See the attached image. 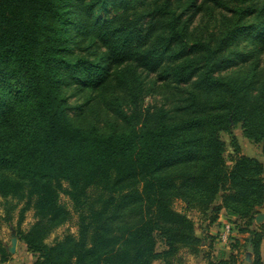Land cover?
I'll list each match as a JSON object with an SVG mask.
<instances>
[{"label": "trees", "instance_id": "16d2710c", "mask_svg": "<svg viewBox=\"0 0 264 264\" xmlns=\"http://www.w3.org/2000/svg\"><path fill=\"white\" fill-rule=\"evenodd\" d=\"M238 125L264 152V0H0V197L20 223L34 210L18 236L35 264H235L203 248L222 214L264 264V164ZM62 194L78 234L50 245Z\"/></svg>", "mask_w": 264, "mask_h": 264}, {"label": "rangeland", "instance_id": "374dc122", "mask_svg": "<svg viewBox=\"0 0 264 264\" xmlns=\"http://www.w3.org/2000/svg\"><path fill=\"white\" fill-rule=\"evenodd\" d=\"M197 20H199V18ZM161 100H162V95H154L147 98V102H150L152 104L154 103L160 104L162 102ZM72 102L75 103L77 102V100L72 99ZM233 137L236 138L237 143L240 146V151L243 155L251 158H256L264 164V152H263L262 144L255 143L253 141L246 139L243 135V130L241 128V125H238L233 129ZM221 138L224 142H226L228 146V150L225 153V157L228 164H231L230 156L232 155L233 149L230 146V144H231L232 136L230 134L221 133ZM96 193L97 191L95 192V195L97 196ZM60 202L63 205H65L67 209L71 211L72 218L66 224L60 226L50 234V236L45 241L47 244L50 245H53L56 241L63 239L64 236H66L67 234H73V235L78 234L79 214L75 211L72 201L68 196L62 194L60 197ZM16 203H17L16 200H12V199H10L9 203H7L5 199L0 197V220L2 224L0 229V239L2 240L3 244L6 246V249L10 254V260L5 264H35L37 260V256L33 255L31 252L28 251L25 243L19 239L18 232L20 230L24 232H28L31 229V227L37 222V218L35 217L34 210L31 209L25 213L24 219L20 223L19 222L20 210L23 207L24 203H20L14 209L9 210ZM174 207L177 211L186 212L185 206L181 201H177L174 204ZM260 213H264V208L261 210ZM8 214H11V220H6ZM188 214L195 221L196 232L198 237L204 238L203 230L205 227H207V221L204 219L202 215H200L196 211H190L188 212ZM231 220L232 222H235L234 217H232ZM225 221L226 219L223 222ZM262 224H264V222L257 224L256 221H254V225L252 228L257 229ZM221 229H222L221 226L219 227L218 230L215 229L216 231H213L214 234L211 233V228L208 229L210 235L216 237V241L213 243L212 248H210L208 244L205 245L206 244L205 242L203 243V248L205 249V251L210 253V259L215 262L222 258L228 260L229 257L233 254L234 257L236 258L235 264H248L245 260L247 254V247H245L247 246V244L245 245L246 242L245 239L248 237V235L239 234L238 227L234 225L235 230L232 241L229 244H223L219 240V233ZM14 238L17 239V244L15 250L12 251L11 248L13 247ZM237 240L241 241V244L244 245V247L241 248L234 247V245L238 242ZM163 249H164L163 245L158 246L159 251H162ZM260 252H261V258L264 261V241L261 244ZM179 255L182 257L184 264H208V259L204 258L203 255L196 257L188 253V251L185 249H182ZM252 258L254 260L255 258L254 254ZM154 264H164V262L160 260L155 262Z\"/></svg>", "mask_w": 264, "mask_h": 264}, {"label": "built area", "instance_id": "2783aa9c", "mask_svg": "<svg viewBox=\"0 0 264 264\" xmlns=\"http://www.w3.org/2000/svg\"><path fill=\"white\" fill-rule=\"evenodd\" d=\"M234 226L228 222L225 221L222 223V229L219 233V240L223 244H229L232 241V238L234 237Z\"/></svg>", "mask_w": 264, "mask_h": 264}, {"label": "water", "instance_id": "95a60500", "mask_svg": "<svg viewBox=\"0 0 264 264\" xmlns=\"http://www.w3.org/2000/svg\"><path fill=\"white\" fill-rule=\"evenodd\" d=\"M255 221L257 224L263 223L264 222V213H260V214L256 215ZM16 244H17V239L14 238L13 239V247L11 248L12 251L15 250ZM253 253H254V248L252 247V244L250 242L247 246V254H246V258H245V260L248 264H251L253 262V258H252Z\"/></svg>", "mask_w": 264, "mask_h": 264}, {"label": "crops", "instance_id": "0c3cea01", "mask_svg": "<svg viewBox=\"0 0 264 264\" xmlns=\"http://www.w3.org/2000/svg\"><path fill=\"white\" fill-rule=\"evenodd\" d=\"M225 219H226V221L228 220L227 217H226V215H225V214H222L221 217H220L219 223L211 228V233H213V231L218 230L220 226H221V228H222V223H223V221H224ZM215 229H216V230H215ZM213 234H214V233H213Z\"/></svg>", "mask_w": 264, "mask_h": 264}]
</instances>
